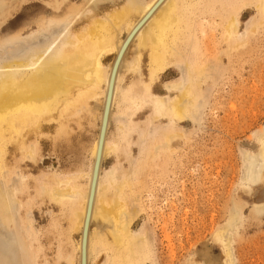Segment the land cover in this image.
Wrapping results in <instances>:
<instances>
[{
	"label": "bare ground",
	"instance_id": "6f19581e",
	"mask_svg": "<svg viewBox=\"0 0 264 264\" xmlns=\"http://www.w3.org/2000/svg\"><path fill=\"white\" fill-rule=\"evenodd\" d=\"M27 1L0 0V123L2 116L6 115L9 117V123L12 124V130L17 123H13L16 120L24 127L34 124L39 127V120L44 119L41 114L49 112V109L56 105L61 106L62 111L68 109L75 115L80 112V116L86 120L87 127L93 126V119L98 121L96 136L87 146L88 163L83 170L79 168L77 171H52L49 172L50 176L39 174L33 180L36 183H34L35 193L46 197L53 206L57 208L64 206L67 209V214L65 213L64 216L67 219V225L65 228L59 227L60 237L57 238L54 259L56 264H59L58 260L63 264H81L82 261V238L88 210L92 167L98 148L103 110L110 91L100 161L85 234L84 263L88 264L94 241H98L100 239L98 237L104 235L100 227L103 224L96 225L95 228L91 227L93 218L101 213V210L105 213H113L116 208L119 209V200L117 201L116 195H120V191L130 183L128 179L130 177L115 174V166H109L104 171L102 168L103 172H101L104 153L108 150L115 153L118 149V142L125 146V149L128 148L129 136L135 133L137 138L135 147L139 151L138 159L140 160L137 167L147 170L159 158L161 150L163 151L164 148H167V151L170 150L172 137L179 134L175 127L178 120L186 118L190 123L195 122L198 118L196 113L203 105L201 93L206 86L203 88L201 83L207 78L204 76L207 69L205 59H202L200 63H195L188 49L177 46L180 50L178 56L184 60L180 66V76L177 80H164L157 89L160 94H156L151 89V83L157 73L166 68L163 60L165 58L151 51L147 79L138 80L141 76L139 72L141 58L139 50L133 49L146 45L154 49L164 33L171 31L181 34L184 29H189L193 21L195 22L197 18L204 20L205 13L214 11L215 8L220 17L219 26L222 35L225 37L227 33V37L233 40L236 37L233 13L253 3L258 4L260 10L264 12V0H79V2L38 0L42 4L39 12L29 13L23 23L9 28V22L6 23V21L13 17V13L20 4ZM101 2L107 4L102 12L99 11ZM108 58L110 62H106ZM124 70L135 73L137 80L121 86ZM117 97L119 101L121 100L122 107H120V115L115 117L117 118V131H114L116 139L109 142L107 129L112 119L113 103ZM145 103H148L153 116L147 119L146 124L134 123V115L143 108ZM152 117H163L170 120L171 124L153 133L158 125L153 124ZM66 124L65 122L59 123L58 131L63 129L66 132ZM2 133L3 127L0 124V136ZM257 137L259 138L257 139L259 140L258 149L255 148L256 150L252 153L244 152L242 155L241 179L244 183L255 182L264 176L263 130ZM18 147L22 157L29 159L33 158V152L37 148L27 141L20 142ZM120 152L124 151L121 149ZM15 167L7 164L3 145L0 144V264H49L50 262L42 253L44 246L40 240L41 230L34 224L33 204L30 200L25 201L20 198L17 193L23 188L22 182L25 175L22 172L19 173ZM79 177H85L84 184L79 182ZM110 188L114 190L116 197L112 194V198L105 196L104 191ZM104 204L108 207H104ZM238 209L240 206L233 204L227 222H225L226 225L223 226L226 229L222 228L220 232L222 230L231 231L235 224L234 221L238 218ZM256 211L264 212V209ZM122 213H124L123 219L127 220L125 212ZM120 215L122 216V214H117L115 227L111 226L110 222L108 223L111 227L109 229L113 241L122 240V236L130 232L128 223L122 221ZM54 216L51 215L49 218L55 219ZM74 232L77 234L76 240H73L71 236ZM139 232L137 230L133 232L134 234H130V239L126 240L129 242V247L128 245L126 248L123 247V252H127V256L132 260L129 264L137 263L139 257L136 258V255L138 254L142 257L149 256L148 242L144 240L146 237H142V232ZM220 236L218 232V237ZM224 245L225 254L230 258L228 243ZM117 249L119 251V248ZM118 251L113 250L101 262L99 260V264H120L119 261L114 262L119 256ZM42 254L44 258H40ZM201 255L204 264H217L216 260L207 256V253L202 252ZM125 259L127 258L123 261ZM192 263L194 262L191 260L186 264ZM227 263L229 264L230 261ZM227 263L224 262V264Z\"/></svg>",
	"mask_w": 264,
	"mask_h": 264
},
{
	"label": "rangeland",
	"instance_id": "374dc122",
	"mask_svg": "<svg viewBox=\"0 0 264 264\" xmlns=\"http://www.w3.org/2000/svg\"><path fill=\"white\" fill-rule=\"evenodd\" d=\"M106 5L101 2L99 11L102 12ZM39 7H42L40 1L28 0L17 7L13 17L6 23L9 22V28L18 26L29 13L39 12L41 9ZM215 9L211 11L212 13H205L204 20L197 18L189 29H184L181 34L167 31L154 49L149 45L141 47L142 49L132 48L140 52L141 76L138 80L147 79L151 51L165 58L163 60L166 68L158 71L151 83V89L156 94H160L157 89L164 80H177L180 76V66L184 60L178 56L180 50L177 46L188 49L195 63L205 59L207 69L204 76L207 78L201 83L203 88L206 86L204 89L201 87L203 105L196 113L198 118L195 122L190 123L186 118L178 120L175 127L180 135L172 137L170 150L167 151V148L161 150L162 155L160 154L147 170L137 167L140 160L139 151L135 147L137 142L135 133L129 136L128 148L125 149V146L118 142L115 153L112 150L104 153L101 172L109 166H115V174L130 177L128 178L130 183L128 182L129 185L123 188L117 197L114 196L112 188L104 191L105 196H111L110 198L114 196L117 201L119 200L120 210L116 208L113 213L101 210V213L93 218L91 227L103 224L100 227L104 235L98 237L100 238L98 241H94L88 264H99L113 250L118 251L117 248L119 256L114 262L129 264L132 260L127 256V252H123V247L126 248L127 245L129 247L126 240H129L130 234L137 230L142 232V237H146L144 240L148 242L149 248L148 257L136 255V258L139 257L138 264H186L191 260L194 262L192 264H204L202 252L216 260L217 264H224L225 261L226 263L230 261L229 264H264V212L256 211L264 209V176L250 183H244L241 179L242 155L244 152L252 153L258 149L257 136L262 130L264 132V12L260 10L258 4L253 3L233 13L236 23L234 35L237 39L235 37L232 40L227 37V33L225 37L222 35L220 17ZM171 61L172 63H169ZM106 62H110V59H106ZM124 71L121 86L137 80L135 73ZM174 92L171 93L175 95ZM148 106V103H145L134 115V123L146 124L147 119L153 116ZM120 107L122 103L117 97L113 103L112 119L107 129L109 142L116 139L115 117L120 115ZM51 108L49 112L41 114L44 119L39 120V127H36L37 124L24 127L16 120L13 122L17 123L12 130L9 117L3 115L0 123L3 127L0 144L3 145L7 164L16 166L18 172L25 175L23 188L17 192L18 196L25 201L30 200L33 204L34 224L41 230L40 240L44 246L42 253L49 264H56L54 261L56 242L60 237L59 227L65 228L67 225V219L64 218L67 209L64 206L57 208L49 203L46 197L35 193L33 180L39 174L50 176L52 171L68 172L77 171L79 168L83 170L88 163L87 146L96 136L98 121L93 119V126L87 127L86 120L80 116V112L75 115L68 109L62 111L59 105ZM152 119L153 124L158 125L156 131H151L153 133L171 124L170 120L163 117ZM61 122L67 123L66 132L63 129L58 131V124ZM22 141L31 142L37 147L31 160L22 157L18 147ZM121 149L124 152H120ZM78 180L82 184L85 183V177H79ZM233 204L240 206L238 218L234 221L231 231L220 232L226 225ZM104 205L108 207L107 204ZM122 212H125L127 220L123 219ZM117 214H122L120 218L128 223L130 232L122 236V240L113 241L109 225L116 226L114 224H117ZM51 215H55V219L49 218ZM218 232L219 236L221 234L223 236L218 237ZM71 236L76 240L75 232ZM225 243H228L230 258L225 254ZM43 254L40 258H44ZM124 258L127 259L123 261ZM58 263L63 264L60 260Z\"/></svg>",
	"mask_w": 264,
	"mask_h": 264
},
{
	"label": "water",
	"instance_id": "95a60500",
	"mask_svg": "<svg viewBox=\"0 0 264 264\" xmlns=\"http://www.w3.org/2000/svg\"><path fill=\"white\" fill-rule=\"evenodd\" d=\"M110 85H111V82H110ZM109 95H110V91H109L108 99L106 100L105 107L103 110V117H102V122H101V126H100L98 148L96 150V154H95L94 161H93V167H92V178H91L90 191H89V196H88V210L86 211V216H85V221H84V229H83L81 264H85L84 263L85 234H86V231L88 228L89 207H90V202L92 200L93 190H94V186H95V181H96V176H97L98 166H99V161H100V150H101L102 139L104 136V130H105V126H106V119H107V113H108L107 110H108V105H109Z\"/></svg>",
	"mask_w": 264,
	"mask_h": 264
}]
</instances>
